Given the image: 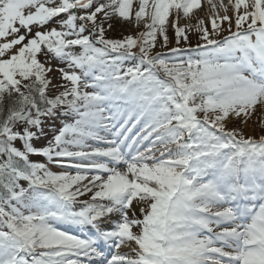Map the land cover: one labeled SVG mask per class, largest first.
Here are the masks:
<instances>
[{
  "label": "snow or ice",
  "instance_id": "6c2138e0",
  "mask_svg": "<svg viewBox=\"0 0 264 264\" xmlns=\"http://www.w3.org/2000/svg\"><path fill=\"white\" fill-rule=\"evenodd\" d=\"M205 4L0 0V264H264V0Z\"/></svg>",
  "mask_w": 264,
  "mask_h": 264
},
{
  "label": "rangeland",
  "instance_id": "374dc122",
  "mask_svg": "<svg viewBox=\"0 0 264 264\" xmlns=\"http://www.w3.org/2000/svg\"><path fill=\"white\" fill-rule=\"evenodd\" d=\"M202 5L206 8L207 5L205 4V0H202ZM185 23V21H181V24ZM129 31L127 26H121L119 24L115 25L114 30L109 32L108 35L112 38H120L121 33H127ZM170 37L172 36V33H169ZM190 39L192 40L193 44L195 43V37H190ZM258 115L261 116V118H264V114H260L258 113ZM51 123V122H49ZM245 135H260L261 130L256 126V119L254 118L247 126H242ZM253 127V128H251ZM46 131H48V129L46 128ZM50 135V132H49ZM40 143H44V140L41 139ZM35 159V158H34ZM122 250H126V249H122Z\"/></svg>",
  "mask_w": 264,
  "mask_h": 264
},
{
  "label": "bare ground",
  "instance_id": "6f19581e",
  "mask_svg": "<svg viewBox=\"0 0 264 264\" xmlns=\"http://www.w3.org/2000/svg\"><path fill=\"white\" fill-rule=\"evenodd\" d=\"M205 9H207V7ZM251 128H253V127H251ZM122 251H127V249L126 250H122Z\"/></svg>",
  "mask_w": 264,
  "mask_h": 264
}]
</instances>
